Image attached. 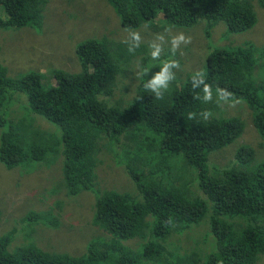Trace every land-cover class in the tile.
I'll use <instances>...</instances> for the list:
<instances>
[{
  "label": "trees",
  "instance_id": "1",
  "mask_svg": "<svg viewBox=\"0 0 264 264\" xmlns=\"http://www.w3.org/2000/svg\"><path fill=\"white\" fill-rule=\"evenodd\" d=\"M258 1L264 6V0ZM106 2L128 30L144 25L158 32L188 30L205 21L204 33L211 39L212 29L221 23L227 34H237L257 22L252 0ZM0 4L6 13L0 29L42 23L45 0ZM228 45L215 46L207 54L202 72L181 75L176 71L182 62L170 48L151 59L149 48L137 41L90 38L75 51L80 71H54L55 86L49 88L42 86L38 72L14 80L0 65V162L7 169L47 155L61 157L60 186L67 196H75L97 186L102 140L114 145L108 152L124 166L135 191L97 194L91 224L102 234L87 243L85 253L74 256L32 245L10 251L12 229L0 235V264H256L264 255V160H255L264 143L241 146L226 165L211 155L243 133V120L223 112V104L230 101L246 104L252 126L264 141V77L254 75L261 60L256 55L264 58V46ZM165 66L169 78L151 87ZM134 71L138 84L132 96L114 101L120 81ZM8 91L26 94L29 111L56 125L61 136L52 142L53 135L32 118L8 120ZM47 214L29 213L28 218ZM205 218L214 251L204 255L196 248L183 256L169 251L172 235L199 227ZM130 241H140L139 250L126 244Z\"/></svg>",
  "mask_w": 264,
  "mask_h": 264
},
{
  "label": "rangeland",
  "instance_id": "2",
  "mask_svg": "<svg viewBox=\"0 0 264 264\" xmlns=\"http://www.w3.org/2000/svg\"><path fill=\"white\" fill-rule=\"evenodd\" d=\"M252 2L257 15L253 28L237 34H227L226 25L220 22L212 29L211 39H207L203 27V24L206 25L205 21L188 30L170 28L158 32L147 25L128 30L121 26L119 18L106 0H45L40 25L0 29V65L5 68L6 76L10 79L16 80L28 73L38 72L42 77V86L53 87L54 71H80L75 51L81 42L90 38L107 37L124 43L137 41L144 44L149 48L151 59L161 56L170 48L177 52L182 62L180 70L176 71L178 74L199 73L204 70L207 54L215 46L228 47V44L241 45L245 42L264 46L260 44H264V6L258 0ZM0 18L6 19L1 4ZM154 52L155 56L152 54ZM256 56L261 60L257 63L254 75L263 78L264 58L260 54ZM136 75L134 71L120 81L114 101L132 96L138 84ZM7 95L10 99L4 114L8 120L28 118L29 121L32 118L38 127L53 135L52 142L55 141V136H61L56 125L29 111L26 94L8 91ZM223 112L227 116L241 118L244 129L242 135L231 145L211 155L212 160L220 165L233 161V154L241 146L256 147L264 143L252 126L251 113L244 102L225 103ZM99 144L101 151L97 154L98 165L95 170L98 176L97 186L95 184L91 191L75 196H67L60 186L63 181L61 157L47 155L42 161H26L13 169H7L0 162V235L16 230L8 247L10 251L19 246L32 245L43 250L79 256L86 252L88 242L101 237L102 232L91 224L97 194L105 190H116L133 195L135 191L134 183L129 180L124 166L117 163L108 152L114 145L108 146L102 140ZM262 160L264 151L259 152L255 164ZM56 185L58 188L53 194L51 190ZM29 213L48 214L34 220L28 218ZM52 222L57 226L50 225ZM199 225L191 226L187 232L172 235L167 241L169 251L179 256L196 248L204 255L214 251L215 240L207 218ZM126 244L139 250L140 241ZM259 261L264 264V255L259 257L256 264Z\"/></svg>",
  "mask_w": 264,
  "mask_h": 264
},
{
  "label": "clouds",
  "instance_id": "3",
  "mask_svg": "<svg viewBox=\"0 0 264 264\" xmlns=\"http://www.w3.org/2000/svg\"><path fill=\"white\" fill-rule=\"evenodd\" d=\"M182 38V37H181ZM154 56L156 55V53H152ZM169 78V75L167 73V66H165V68L158 74H156L151 82H150V86L155 88L157 85L162 84L166 79ZM204 92V96L207 97L208 96V89L207 87L205 89H203Z\"/></svg>",
  "mask_w": 264,
  "mask_h": 264
}]
</instances>
